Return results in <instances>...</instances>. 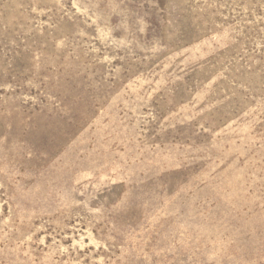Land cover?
<instances>
[{
	"label": "rangeland",
	"instance_id": "1",
	"mask_svg": "<svg viewBox=\"0 0 264 264\" xmlns=\"http://www.w3.org/2000/svg\"><path fill=\"white\" fill-rule=\"evenodd\" d=\"M0 264H264V0H0Z\"/></svg>",
	"mask_w": 264,
	"mask_h": 264
}]
</instances>
